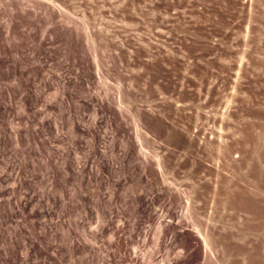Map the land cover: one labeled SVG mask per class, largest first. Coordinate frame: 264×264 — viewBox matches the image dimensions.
<instances>
[{"label": "rangeland", "instance_id": "rangeland-1", "mask_svg": "<svg viewBox=\"0 0 264 264\" xmlns=\"http://www.w3.org/2000/svg\"><path fill=\"white\" fill-rule=\"evenodd\" d=\"M0 264H264V0H0Z\"/></svg>", "mask_w": 264, "mask_h": 264}, {"label": "bare ground", "instance_id": "bare-ground-1", "mask_svg": "<svg viewBox=\"0 0 264 264\" xmlns=\"http://www.w3.org/2000/svg\"><path fill=\"white\" fill-rule=\"evenodd\" d=\"M224 206V205H223ZM159 227H161V226H159ZM161 229V228H160Z\"/></svg>", "mask_w": 264, "mask_h": 264}]
</instances>
